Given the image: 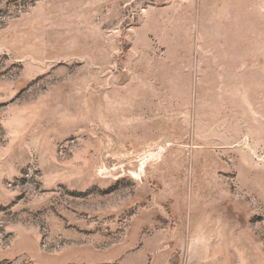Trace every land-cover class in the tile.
Here are the masks:
<instances>
[{"label": "rangeland", "instance_id": "374dc122", "mask_svg": "<svg viewBox=\"0 0 264 264\" xmlns=\"http://www.w3.org/2000/svg\"><path fill=\"white\" fill-rule=\"evenodd\" d=\"M0 264H264V0H0Z\"/></svg>", "mask_w": 264, "mask_h": 264}]
</instances>
